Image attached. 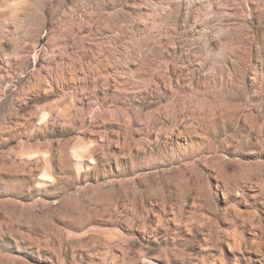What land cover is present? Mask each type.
I'll return each mask as SVG.
<instances>
[{
  "label": "rangeland",
  "instance_id": "1",
  "mask_svg": "<svg viewBox=\"0 0 264 264\" xmlns=\"http://www.w3.org/2000/svg\"><path fill=\"white\" fill-rule=\"evenodd\" d=\"M0 264H264V0H0Z\"/></svg>",
  "mask_w": 264,
  "mask_h": 264
}]
</instances>
